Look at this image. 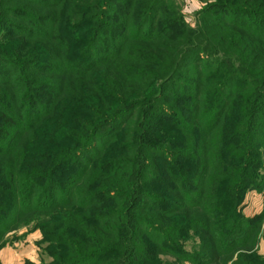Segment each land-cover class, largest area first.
Instances as JSON below:
<instances>
[{"label":"trees","instance_id":"trees-1","mask_svg":"<svg viewBox=\"0 0 264 264\" xmlns=\"http://www.w3.org/2000/svg\"><path fill=\"white\" fill-rule=\"evenodd\" d=\"M163 5L0 0V233L38 213L49 264H172L192 236L264 264L241 213L264 190V3L170 31Z\"/></svg>","mask_w":264,"mask_h":264},{"label":"rangeland","instance_id":"rangeland-1","mask_svg":"<svg viewBox=\"0 0 264 264\" xmlns=\"http://www.w3.org/2000/svg\"><path fill=\"white\" fill-rule=\"evenodd\" d=\"M258 1L264 3V0ZM220 2L230 3L231 0H164V5L160 8V11L165 12L166 10L167 13H165L163 17V20L165 18V23H163L161 29H164V31L175 30L179 29V27L185 23L195 27L198 23H202V17L200 15L201 11H203L208 4H218ZM112 7L117 8L118 2L113 1ZM218 9L220 8L215 6V8H213V12L217 13V11H221ZM170 10H172V13H170ZM222 11L225 13L226 10ZM240 18L250 20L253 17L245 15L240 16ZM177 19L180 21L179 24L175 22ZM9 20L18 23L13 16H11ZM2 27L6 28V26ZM120 33L124 34L122 32ZM97 53H101L100 49L97 50ZM202 65L204 64L201 62L190 66V70H187L185 75L190 77L189 79H196L194 70L202 68ZM210 65H215V63L211 60ZM125 125H127V122L124 123V121H118L117 124L109 126L104 133H107L112 127H114V130H117L119 127H123ZM102 139L103 137L96 142L93 148L94 150L98 149V146L102 143ZM85 157L89 158L90 155H85ZM241 213L244 217L252 219V222L257 224L255 232L250 233V235H253V238L256 234V241L252 246L253 250H256L255 252H258L259 255L264 257V190H260L255 186L248 187L242 198ZM23 215L24 213H15L14 222L10 223L7 231L0 233V264L51 263L53 261V257L48 251L49 243L43 238L41 224L37 218L38 213L29 215L26 218ZM184 248L187 250L190 257H185L179 260L176 255L169 253L162 254L161 258L171 262L172 264H198L200 261H202V263L200 262L201 264H232L237 256V254H235L234 258L229 261H223L221 257L217 258L216 261L205 260L204 257L201 258L200 255L196 254L200 253L202 250L200 238L198 236H192L191 238L185 240ZM192 257L195 259L194 261L192 260Z\"/></svg>","mask_w":264,"mask_h":264}]
</instances>
